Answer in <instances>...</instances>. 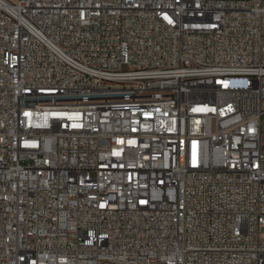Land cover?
I'll return each instance as SVG.
<instances>
[{
	"label": "built area",
	"instance_id": "1",
	"mask_svg": "<svg viewBox=\"0 0 264 264\" xmlns=\"http://www.w3.org/2000/svg\"><path fill=\"white\" fill-rule=\"evenodd\" d=\"M264 0H0V264H264Z\"/></svg>",
	"mask_w": 264,
	"mask_h": 264
},
{
	"label": "rangeland",
	"instance_id": "2",
	"mask_svg": "<svg viewBox=\"0 0 264 264\" xmlns=\"http://www.w3.org/2000/svg\"><path fill=\"white\" fill-rule=\"evenodd\" d=\"M263 110H264V102H263ZM262 131H263V136H262V142L264 144V117H263V122H262ZM263 233H264V229H263Z\"/></svg>",
	"mask_w": 264,
	"mask_h": 264
}]
</instances>
